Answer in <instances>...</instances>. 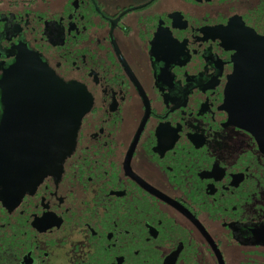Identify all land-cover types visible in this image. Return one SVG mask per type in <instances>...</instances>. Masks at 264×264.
I'll return each mask as SVG.
<instances>
[{
  "label": "flooded vegetation",
  "instance_id": "flooded-vegetation-1",
  "mask_svg": "<svg viewBox=\"0 0 264 264\" xmlns=\"http://www.w3.org/2000/svg\"><path fill=\"white\" fill-rule=\"evenodd\" d=\"M5 141L0 264H264V0H0Z\"/></svg>",
  "mask_w": 264,
  "mask_h": 264
},
{
  "label": "water",
  "instance_id": "water-1",
  "mask_svg": "<svg viewBox=\"0 0 264 264\" xmlns=\"http://www.w3.org/2000/svg\"><path fill=\"white\" fill-rule=\"evenodd\" d=\"M29 67L37 70V77L43 80L46 89H40L39 92L47 95L46 108L48 112L53 113V117L57 114L62 117V145L58 150L59 159H64L68 156L74 147L76 132L82 117L88 112L90 102L87 101L83 90L74 85H67L58 80L41 60L32 54L25 55L18 62V68ZM24 92H27L24 90ZM4 104L5 110L3 120H8L7 107V90L4 89ZM42 107L45 104H41ZM57 111V112H56ZM57 113V114H56ZM7 142L3 143V149L0 150V165L4 175H7L9 166L8 153L6 150Z\"/></svg>",
  "mask_w": 264,
  "mask_h": 264
}]
</instances>
